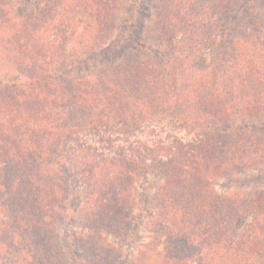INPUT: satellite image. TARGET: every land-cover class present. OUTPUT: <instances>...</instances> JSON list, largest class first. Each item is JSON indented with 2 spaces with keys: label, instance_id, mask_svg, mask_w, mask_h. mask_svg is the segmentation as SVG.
<instances>
[{
  "label": "trees",
  "instance_id": "trees-1",
  "mask_svg": "<svg viewBox=\"0 0 264 264\" xmlns=\"http://www.w3.org/2000/svg\"><path fill=\"white\" fill-rule=\"evenodd\" d=\"M158 1L148 44L131 35L142 0L124 23L118 0H39L26 19L0 0V246L21 249L17 262L67 214L70 164L87 184L79 237L94 247L116 248L108 237L129 228L135 184L153 177L165 248L141 251L142 264H264V190L216 189L237 171H264V0L237 25L246 0ZM130 45L138 55L119 67L71 75L95 51Z\"/></svg>",
  "mask_w": 264,
  "mask_h": 264
},
{
  "label": "rangeland",
  "instance_id": "rangeland-1",
  "mask_svg": "<svg viewBox=\"0 0 264 264\" xmlns=\"http://www.w3.org/2000/svg\"><path fill=\"white\" fill-rule=\"evenodd\" d=\"M12 1V16L23 19H26L25 14H32L39 3V0ZM118 1L120 12L117 16V23H124L134 2L133 0ZM158 2V0H142V5L136 11L132 22L131 35L133 38L147 41L148 29L151 33L153 24H155V21L158 22ZM255 5H258L257 0H246L244 4L239 3L234 12V17L231 19L232 24H238L245 8L248 9ZM120 31V26H117L114 29L113 38L119 36ZM147 43L149 44L148 41ZM123 49L122 47L119 51L111 49L110 52L108 50H97L90 58L85 59V66L76 68L71 75L105 74L107 71L119 67L127 56H130L129 54L137 56L139 52L132 45L127 49L123 47ZM139 56L146 57L142 54ZM8 72L0 68V79L4 78ZM62 170L64 178V183H62L64 189L62 210H65L67 214L62 215L61 220L52 225L53 228L49 233L51 234L50 239L46 243L37 242L38 248L30 247L36 250H32L35 255L32 254L30 262L27 264H137L136 260H138V264H142L139 257L141 251L149 249L150 253L152 251V255H155L158 247L165 248L162 244L160 245V242L158 245L156 244L155 228L152 226L156 218L162 217V214L155 210L152 198L155 194V187L152 184L155 178L146 177L138 180L135 184L137 206L132 212L129 228L122 232L120 239L114 236L108 237V240L115 244L116 248L110 246L94 247L91 241L88 242L84 240V237H79V234H85L89 218L88 208L85 207L87 184L78 176L72 165L65 164ZM216 189L224 196H232L236 193L245 195L252 189L264 190V171L249 169L237 171L218 179ZM69 236H72V239L76 242L75 248L66 244ZM2 239H5V237L0 235V240ZM175 244L176 242L172 244L173 250L177 251L180 256H187L191 253L189 247L185 248L181 244ZM21 246L25 248L24 245ZM19 251L21 249L10 247L9 244L8 246L1 245L0 264H23L15 260ZM39 253H42L41 256H39ZM229 259L233 261L232 258ZM157 262L158 260L154 263Z\"/></svg>",
  "mask_w": 264,
  "mask_h": 264
}]
</instances>
